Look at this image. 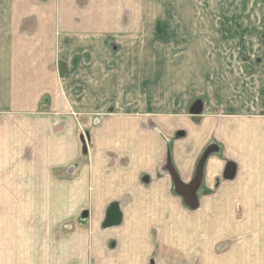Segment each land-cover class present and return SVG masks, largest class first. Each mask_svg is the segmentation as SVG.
<instances>
[{"label":"crops","instance_id":"crops-1","mask_svg":"<svg viewBox=\"0 0 264 264\" xmlns=\"http://www.w3.org/2000/svg\"><path fill=\"white\" fill-rule=\"evenodd\" d=\"M253 1L0 0V264H264Z\"/></svg>","mask_w":264,"mask_h":264},{"label":"rangeland","instance_id":"rangeland-1","mask_svg":"<svg viewBox=\"0 0 264 264\" xmlns=\"http://www.w3.org/2000/svg\"><path fill=\"white\" fill-rule=\"evenodd\" d=\"M161 1L164 5L162 4V6L158 8V10L162 8L163 14L169 15L171 14V12L175 13L176 11H178L179 14L180 13L181 14H186V13L202 14L203 13L202 10L205 8L203 7V4H204L203 2L207 0H161ZM255 2H256L255 6L254 7L252 6L253 8L252 7H249V8H252V10H254L256 14L263 15L264 14V0H255ZM176 3H178L180 6L178 4L176 5ZM241 9L243 8L241 7ZM213 12L214 11H212L211 13ZM165 45H168L167 47H170L169 40L164 39V46ZM259 186H260V194L264 196V184L259 183ZM253 201H254L253 204H250V206L251 205L253 206L252 209L243 208L242 210L244 209L245 210H264V198H260L258 200H253ZM256 206L258 207L257 209L254 208Z\"/></svg>","mask_w":264,"mask_h":264}]
</instances>
